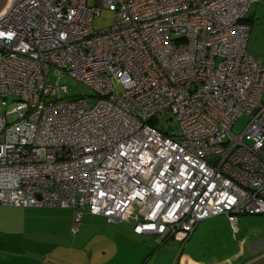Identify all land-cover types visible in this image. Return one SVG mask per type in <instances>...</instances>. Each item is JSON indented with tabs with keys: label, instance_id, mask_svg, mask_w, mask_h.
I'll return each mask as SVG.
<instances>
[{
	"label": "built area",
	"instance_id": "built-area-1",
	"mask_svg": "<svg viewBox=\"0 0 264 264\" xmlns=\"http://www.w3.org/2000/svg\"><path fill=\"white\" fill-rule=\"evenodd\" d=\"M255 1L9 0L0 204L74 207L73 231L89 211L179 241L206 217L226 213L236 233L240 214L264 212V63L246 20ZM101 5L115 18L96 29ZM66 74L94 101L68 94Z\"/></svg>",
	"mask_w": 264,
	"mask_h": 264
},
{
	"label": "crops",
	"instance_id": "crops-1",
	"mask_svg": "<svg viewBox=\"0 0 264 264\" xmlns=\"http://www.w3.org/2000/svg\"><path fill=\"white\" fill-rule=\"evenodd\" d=\"M249 8L248 45L250 39L254 42L248 48L264 63V1ZM13 209L14 215L0 216V264H211L191 251L165 247L171 238L165 240L160 233L137 232L131 219L108 221L103 214L86 211L73 231L74 207Z\"/></svg>",
	"mask_w": 264,
	"mask_h": 264
},
{
	"label": "rangeland",
	"instance_id": "rangeland-1",
	"mask_svg": "<svg viewBox=\"0 0 264 264\" xmlns=\"http://www.w3.org/2000/svg\"><path fill=\"white\" fill-rule=\"evenodd\" d=\"M88 1L89 3L94 2V0ZM263 1L252 2L251 9H254L258 3L260 4ZM249 13H251L250 10H248ZM260 17L264 19V16ZM114 18V10L101 5L100 13L95 14L93 17V26L96 29L107 27L113 23ZM253 42L254 39H250L248 47L251 48ZM60 81L68 84V94L87 95L90 101H94L95 98L89 94L91 93L90 87L72 75L66 74L61 77ZM116 82L118 83L117 80ZM118 86L119 89L122 88V84L118 83ZM63 93V91H60L61 95ZM13 107L14 103L10 100L0 101V111L12 109ZM248 118L247 114H241L234 122L233 130L241 131ZM13 206L17 207L18 205L0 204V216L14 215L15 209H13ZM37 209L39 213L48 212L46 208ZM166 246L175 249L177 253H180L183 249L191 251L196 257L203 258L211 264H239L245 258L250 259L264 252V212L240 214L239 231L236 233L233 231L227 214L220 213L206 217L198 223L188 239L179 241L171 238L165 244Z\"/></svg>",
	"mask_w": 264,
	"mask_h": 264
},
{
	"label": "water",
	"instance_id": "water-1",
	"mask_svg": "<svg viewBox=\"0 0 264 264\" xmlns=\"http://www.w3.org/2000/svg\"><path fill=\"white\" fill-rule=\"evenodd\" d=\"M9 0H0V11L7 5ZM241 264H264V252L244 261Z\"/></svg>",
	"mask_w": 264,
	"mask_h": 264
},
{
	"label": "trees",
	"instance_id": "trees-1",
	"mask_svg": "<svg viewBox=\"0 0 264 264\" xmlns=\"http://www.w3.org/2000/svg\"><path fill=\"white\" fill-rule=\"evenodd\" d=\"M246 20H248V18H246ZM226 214V213H225ZM228 216V215H227ZM228 218H229V216H228ZM165 237L163 236V239H164ZM167 239H169V238H165V240H167ZM246 260H248L247 258H245V259H243L239 264H241V263H243L244 261H246Z\"/></svg>",
	"mask_w": 264,
	"mask_h": 264
}]
</instances>
